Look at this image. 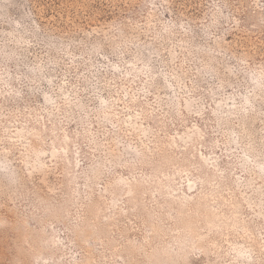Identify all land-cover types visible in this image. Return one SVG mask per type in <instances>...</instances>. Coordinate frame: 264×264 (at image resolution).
Here are the masks:
<instances>
[{
  "label": "rangeland",
  "instance_id": "1",
  "mask_svg": "<svg viewBox=\"0 0 264 264\" xmlns=\"http://www.w3.org/2000/svg\"><path fill=\"white\" fill-rule=\"evenodd\" d=\"M0 264H264V0H0Z\"/></svg>",
  "mask_w": 264,
  "mask_h": 264
}]
</instances>
